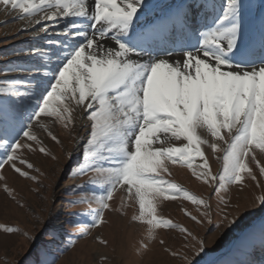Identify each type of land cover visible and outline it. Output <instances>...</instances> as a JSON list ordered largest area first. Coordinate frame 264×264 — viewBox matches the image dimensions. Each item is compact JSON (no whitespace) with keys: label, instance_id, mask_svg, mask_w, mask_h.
I'll list each match as a JSON object with an SVG mask.
<instances>
[{"label":"snow or ice","instance_id":"1","mask_svg":"<svg viewBox=\"0 0 264 264\" xmlns=\"http://www.w3.org/2000/svg\"><path fill=\"white\" fill-rule=\"evenodd\" d=\"M0 12L21 22L17 32L33 42L0 53L7 61L0 67V190L15 207L57 239L49 231L57 219L52 209L45 220L37 217L2 170L7 166L42 189L40 170L27 154L56 160L37 129L60 144L51 127L59 125L81 154L69 179L88 177L70 189L79 196L67 203L88 205L76 214L90 218L77 224V238L116 213L142 229L137 255L159 243L180 264H221L205 259L206 236L164 214L165 202H188L196 214L180 211L202 227L213 222L216 197L215 228L240 229L232 244L237 258L226 264H257L247 257L257 240L264 253V14L254 22L248 0H188L163 8L152 0H0ZM174 167L187 169L211 195L197 196L172 179ZM253 185L260 194L244 203L228 195ZM48 200L54 203V195ZM258 214L257 228L249 221ZM161 231L178 233L180 248L165 246ZM0 234L39 242L35 233L7 223H0ZM92 239L109 247L99 235ZM46 254L41 247L33 264H53ZM99 264L111 261L102 254Z\"/></svg>","mask_w":264,"mask_h":264},{"label":"rangeland","instance_id":"2","mask_svg":"<svg viewBox=\"0 0 264 264\" xmlns=\"http://www.w3.org/2000/svg\"><path fill=\"white\" fill-rule=\"evenodd\" d=\"M5 21L7 22L6 24ZM19 25L18 21L13 23V20L8 17L3 18V15L2 18L0 17V53L9 52L13 48L31 44L32 41L26 35L17 32ZM16 35H21V39H15ZM5 63L7 61L0 60V67ZM51 127L60 140V144L53 142L39 129H37V132L50 149L52 155H55L57 159L53 160L51 156H44L38 152L27 154L29 162L40 170L37 175L43 185L42 189L36 184L20 178L7 166L2 170V174L7 177L8 185L15 190L17 199L25 204L27 208H30L41 220H45L49 208L52 209L57 219L49 231H56L58 234L57 239L50 240L44 234L41 225L34 222L26 211L15 207L6 194L0 190V223L19 227L22 231H27L30 234L35 233L39 241L36 245H32L22 235L0 234V264H33L34 261L40 259L38 251L43 246H47V254L44 258L51 260L53 264H99V257L102 254L109 257L111 264H180L179 261L166 253L164 246L159 245V243L153 244L151 250L142 256L137 255L136 247L137 242L142 238V229L138 226L130 225L128 217L120 216L116 213H106L107 225L100 229H93L90 236L85 238L76 237L77 224L86 223L90 219L76 214L85 212L88 205L68 208L67 203L69 200L76 199L79 196V193L72 194L70 189L76 184H83L88 177L76 180L69 179V174L80 160L81 154L74 149L72 137L66 131L59 125H51ZM81 135H86V133L81 131ZM66 153H71V160L67 159ZM197 163H199L198 160ZM210 164L213 172L219 170L220 165L215 160H210ZM253 168L259 178L258 170H255L254 165ZM171 171L172 179L197 196L207 197L211 195L207 186L196 181L187 169L174 167L171 168ZM2 184L3 181H0V185ZM33 189H36V191H33ZM254 194H260V189H256L254 185L244 192L233 188L228 193L233 202L239 199L241 203L250 200ZM52 195L55 197L54 203H50L48 200V197ZM211 202L213 205V222L211 224L206 223L202 227L193 224L180 211L183 206L192 212L193 215L196 214L195 208L188 202H165L164 214L174 222L187 227L193 234L207 237L210 256L205 259H213L221 262V264H226L227 261L237 258L232 252V244L239 235L240 229L233 232L223 228L216 229L215 224L218 222V217L215 215L217 210L216 197H213ZM113 203L114 206H119L120 193L116 194ZM128 214L129 216L131 215V209H128ZM249 222L258 228L260 222L259 214L251 217ZM97 235L109 241L107 249L93 241L92 237ZM160 238L166 241L165 246L174 249L181 246L182 239L176 232L161 231L158 239ZM69 240H75L76 242L64 250ZM247 258L257 261V264L264 259V253L260 250L258 240L255 250Z\"/></svg>","mask_w":264,"mask_h":264},{"label":"bare ground","instance_id":"3","mask_svg":"<svg viewBox=\"0 0 264 264\" xmlns=\"http://www.w3.org/2000/svg\"><path fill=\"white\" fill-rule=\"evenodd\" d=\"M152 2L157 5L159 8H163L165 6H174L180 3H187L188 0H152ZM252 7V19L254 22L258 23L262 14H264V0H248ZM10 18V20H14V16L5 15L3 12H0V17L2 18ZM149 20L151 17L148 18ZM19 22V21H18ZM19 28L21 26V22H19ZM195 37L193 36V39ZM33 43V42H31Z\"/></svg>","mask_w":264,"mask_h":264}]
</instances>
